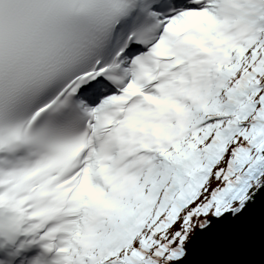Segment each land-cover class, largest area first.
Instances as JSON below:
<instances>
[{
	"label": "snow or ice",
	"instance_id": "snow-or-ice-1",
	"mask_svg": "<svg viewBox=\"0 0 264 264\" xmlns=\"http://www.w3.org/2000/svg\"><path fill=\"white\" fill-rule=\"evenodd\" d=\"M257 212L264 264V0H0V264H243Z\"/></svg>",
	"mask_w": 264,
	"mask_h": 264
},
{
	"label": "water",
	"instance_id": "water-1",
	"mask_svg": "<svg viewBox=\"0 0 264 264\" xmlns=\"http://www.w3.org/2000/svg\"><path fill=\"white\" fill-rule=\"evenodd\" d=\"M262 239L259 213L248 225L236 244L222 254L210 257L224 261L243 262V264H261Z\"/></svg>",
	"mask_w": 264,
	"mask_h": 264
}]
</instances>
